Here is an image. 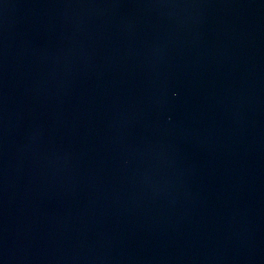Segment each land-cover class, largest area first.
<instances>
[{
    "label": "water",
    "instance_id": "obj_1",
    "mask_svg": "<svg viewBox=\"0 0 264 264\" xmlns=\"http://www.w3.org/2000/svg\"><path fill=\"white\" fill-rule=\"evenodd\" d=\"M0 264H264V0H0Z\"/></svg>",
    "mask_w": 264,
    "mask_h": 264
}]
</instances>
